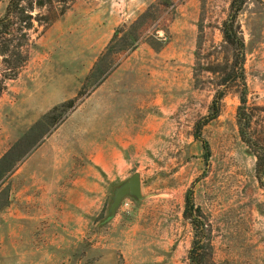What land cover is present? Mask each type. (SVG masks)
Instances as JSON below:
<instances>
[{
    "label": "rangeland",
    "instance_id": "1",
    "mask_svg": "<svg viewBox=\"0 0 264 264\" xmlns=\"http://www.w3.org/2000/svg\"><path fill=\"white\" fill-rule=\"evenodd\" d=\"M9 2L0 264H192L188 189L211 247L205 264H264V172L240 135L238 86L203 129L210 149L195 137L231 59L221 32L231 0H23L8 19ZM238 21L264 151V0H248ZM135 171L149 197L109 217L115 186Z\"/></svg>",
    "mask_w": 264,
    "mask_h": 264
},
{
    "label": "trees",
    "instance_id": "2",
    "mask_svg": "<svg viewBox=\"0 0 264 264\" xmlns=\"http://www.w3.org/2000/svg\"><path fill=\"white\" fill-rule=\"evenodd\" d=\"M23 0H10L7 7L8 19L15 13L23 14L24 10L21 6ZM42 2V1H41ZM248 0H231L227 17L223 20L221 32L225 47L231 53V59L221 66L222 74L219 76L220 81L218 88L209 107V113L203 116V120L196 125L197 131L195 137L203 142L205 150H209L208 142L203 139V129L210 122L216 119L223 106V99L230 90V86H238L240 105L238 107L239 131L243 141L251 148H254L257 156V172H264V151L263 149H255V140L251 132L252 115L248 112L247 106V80L245 71L246 44L239 24V15ZM43 4V2H42ZM2 20V19H1ZM0 26H5L6 21H1ZM230 87V88H229ZM75 99L63 102L55 106L50 113L58 109L66 110L74 103ZM184 217L188 218L193 226L194 240L192 248L189 251V257L192 264H205L202 261L203 255L210 251V243L205 239V222L202 219L203 213L201 208L196 205L193 189H188L185 195Z\"/></svg>",
    "mask_w": 264,
    "mask_h": 264
},
{
    "label": "water",
    "instance_id": "3",
    "mask_svg": "<svg viewBox=\"0 0 264 264\" xmlns=\"http://www.w3.org/2000/svg\"><path fill=\"white\" fill-rule=\"evenodd\" d=\"M149 197L143 194L142 177L139 171L133 172L128 178L115 186L112 201L110 202L109 217L116 214L117 209L126 198L141 201ZM108 217V218H109Z\"/></svg>",
    "mask_w": 264,
    "mask_h": 264
}]
</instances>
